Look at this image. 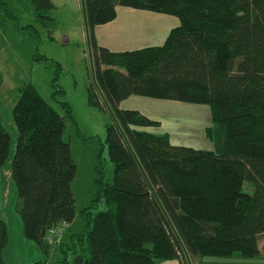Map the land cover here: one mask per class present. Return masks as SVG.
Listing matches in <instances>:
<instances>
[{"label": "trees", "instance_id": "trees-1", "mask_svg": "<svg viewBox=\"0 0 264 264\" xmlns=\"http://www.w3.org/2000/svg\"><path fill=\"white\" fill-rule=\"evenodd\" d=\"M83 1L93 74L89 102L114 118L107 145L115 173L112 183L101 173L96 198L82 211V229L71 236V246L59 247L62 263L179 259L188 264L192 258L259 257L264 0ZM31 5L41 19H52L48 13L56 9L55 0H31ZM119 7L174 16L180 23L163 45L111 50L99 45L96 29L114 22ZM132 96L208 105L213 149L176 146L168 134L151 131L161 123L121 106ZM65 107L62 116L27 84L12 112L18 132L11 163L17 210L26 239L46 254L55 248L45 239L48 232L77 216L72 183L78 169L64 139L73 112ZM12 142L0 124V174ZM247 184L251 192L245 191ZM101 202L104 209H98ZM7 244L8 226L0 218V264H7Z\"/></svg>", "mask_w": 264, "mask_h": 264}, {"label": "rangeland", "instance_id": "rangeland-1", "mask_svg": "<svg viewBox=\"0 0 264 264\" xmlns=\"http://www.w3.org/2000/svg\"><path fill=\"white\" fill-rule=\"evenodd\" d=\"M55 4L56 9L48 13L52 19H41L37 17L31 0H0V124L13 141L9 159L0 174V218L8 226V244L4 252L7 264H32L39 260H47V264H63L65 257L60 250L46 254L34 242L27 240L17 210L19 198L12 179L11 163L18 132L12 112L25 85L35 86L62 116L67 114L65 105L72 108L73 119H67L64 139L71 145L72 157L78 169L72 183L77 216L74 226L66 234L69 238L83 227L82 211L91 206L96 198L101 173L106 183H112L115 173L107 145V128L114 123V118L108 109L103 110L89 102L93 74L82 0H55ZM169 18L166 27L174 28L180 23L177 17ZM157 28L152 26L145 30L144 39L150 41L164 35L162 31L155 30ZM106 30L105 27L96 29L97 39L104 43L101 37L105 36ZM169 33L162 41L146 43L140 38L131 37L128 30L114 38L106 37V45H116L115 49L123 51L160 46L165 43ZM121 106L138 110L150 119L159 121L161 125L150 130L157 134H168L173 145L202 150H212L214 147L209 135L213 123L208 105L132 96ZM247 190L252 191L248 184L245 186ZM98 205V209H104L103 202ZM245 262L264 264V258L188 259V264ZM156 264L182 262L172 259L160 260Z\"/></svg>", "mask_w": 264, "mask_h": 264}, {"label": "crops", "instance_id": "crops-1", "mask_svg": "<svg viewBox=\"0 0 264 264\" xmlns=\"http://www.w3.org/2000/svg\"><path fill=\"white\" fill-rule=\"evenodd\" d=\"M117 10H118L117 19L110 24H107L105 26H101V27H105V29H108V30H106L107 33L105 34V36L101 37V39H103L105 41V43L103 41H99V39H97L99 45H101V46L102 45H104L105 47L108 46V45H106V41H107L106 37L114 38V37L118 36L117 35L118 33L127 32L128 30L131 33V37H133L134 39L140 38L141 41H144L146 43H149L151 41H158V40L162 41L164 39V37L166 36V33L171 31L173 28V27L172 28L166 27V25L169 24V21H170L169 15L154 13V12H150V11H140V10H135L132 8H125V7H119ZM148 26H151V27L156 26V28L158 27L155 30L162 31L164 33V35H160L159 38L155 39V40L152 39V40L148 41V40L144 39V35H143L144 31L148 30V28H151ZM133 31H135V33H132ZM96 38H98L97 32H96ZM134 39H132V40H134ZM132 40H130V41H132ZM115 47H116V45H114V47L108 46V48H110L111 50L123 51L121 49H115ZM75 221H76V219H75ZM75 221L72 224L66 225L64 237L61 240L62 244L65 243L64 249H66V246L72 245L71 237L69 238V236L66 234H68L69 231L72 229ZM61 243L60 244L58 243V244L61 245V247H63V245ZM58 244H56V245H58ZM259 244H260L261 255L255 259L264 258V235L261 236ZM56 245H55V248L52 249L51 251L54 250V252H55L56 250H59L60 246L58 245V247H57ZM38 249H41V248L38 246ZM246 264H248V263H246Z\"/></svg>", "mask_w": 264, "mask_h": 264}, {"label": "built area", "instance_id": "built-area-1", "mask_svg": "<svg viewBox=\"0 0 264 264\" xmlns=\"http://www.w3.org/2000/svg\"><path fill=\"white\" fill-rule=\"evenodd\" d=\"M66 225V223H63L57 229L49 231L45 238L46 241L52 246H55L56 244L60 243L64 237Z\"/></svg>", "mask_w": 264, "mask_h": 264}, {"label": "water", "instance_id": "water-1", "mask_svg": "<svg viewBox=\"0 0 264 264\" xmlns=\"http://www.w3.org/2000/svg\"><path fill=\"white\" fill-rule=\"evenodd\" d=\"M83 1V0H82ZM83 12H84V16H85V24H86V13H85V4H84V1H83ZM106 102V101H105Z\"/></svg>", "mask_w": 264, "mask_h": 264}]
</instances>
